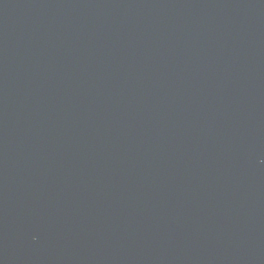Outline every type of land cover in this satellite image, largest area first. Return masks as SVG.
<instances>
[{"label":"water","instance_id":"obj_1","mask_svg":"<svg viewBox=\"0 0 264 264\" xmlns=\"http://www.w3.org/2000/svg\"><path fill=\"white\" fill-rule=\"evenodd\" d=\"M0 264H264V0H0Z\"/></svg>","mask_w":264,"mask_h":264}]
</instances>
